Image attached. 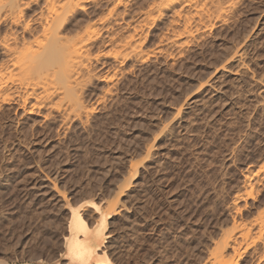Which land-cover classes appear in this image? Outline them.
Listing matches in <instances>:
<instances>
[{
	"label": "rangeland",
	"instance_id": "1",
	"mask_svg": "<svg viewBox=\"0 0 264 264\" xmlns=\"http://www.w3.org/2000/svg\"><path fill=\"white\" fill-rule=\"evenodd\" d=\"M133 1V14L109 24L117 40L129 33L139 40L140 61L133 39L130 46L117 42L123 49L117 40L93 48L81 76L91 82L82 79L78 91L82 106L93 110L85 129L74 117L62 122L56 109L45 117L50 105L37 106L35 98L16 101L14 92L13 102L0 100V264H75L66 250L71 208L91 227L104 220L98 247L114 264H205L233 221L253 223L264 212V184L252 173L264 162V0H222L224 21L208 0L207 9L222 19L210 24L213 11L199 8L208 30L204 22V30L192 25L200 0L196 9L194 0L163 12L157 6L154 13L163 15L147 26L143 15L153 0ZM106 5L96 13L108 12ZM173 10L180 17L171 18ZM190 11L195 19L186 21ZM171 19L197 32L180 34ZM123 44L135 49L127 50L132 58L123 59ZM248 175L253 197L243 185ZM117 194L110 211L106 203ZM262 236L257 252L242 246L231 259L264 264V229Z\"/></svg>",
	"mask_w": 264,
	"mask_h": 264
},
{
	"label": "bare ground",
	"instance_id": "2",
	"mask_svg": "<svg viewBox=\"0 0 264 264\" xmlns=\"http://www.w3.org/2000/svg\"><path fill=\"white\" fill-rule=\"evenodd\" d=\"M111 1L112 0H0V54L3 55V58L2 57L0 58V100L2 102H5L8 104L12 99L14 101V95L17 96V98H18L16 101H22V102L23 101L26 102L28 99L35 98L34 100H36L37 106H38V104L39 105H46V104L50 105L49 106L50 111H49V113H47L45 115V117L50 115V114H53L52 111L56 109V111L58 110V111L62 112L61 114H63V116L60 115V117H62V119L64 117V119L61 120L62 122H66L69 119L72 121V117H74L75 120L79 119L80 124L82 123V126L84 127L83 124L90 121V120L87 121V118H88V116H90V114H92L91 112H93V110L89 106L88 107L91 110L86 109L84 106H82L81 101H83L82 100L83 97H82L81 93H83V91H82L83 87L82 86L85 83L82 79L86 80L85 78H87L88 76H86L85 78H82L81 76L83 74V71H85V68L90 66V64L88 66L87 62L91 61L90 60L92 58L91 54L94 52V51L92 52V50L94 47L97 48L98 44L105 43V45H106L108 42L113 43L114 41L117 40L116 36L114 37V33H112L113 30L111 31L112 26L110 25L111 24L110 22H112V20H114L115 18L124 19V14H129V13L133 14L134 13L133 9H132L133 13L130 12L129 10H128L129 13H127V7L130 5L129 4L130 2L132 3V0H114L113 5L109 4ZM180 1L181 0H153L151 3L147 4L149 7L148 12H146L147 10L145 11L143 8L145 13H144V15L143 14L142 15L146 16V18H147V22H145V24L148 23V19L150 17L153 20L154 18L158 17V15L162 16L163 14L161 15V13L163 12V9L169 10L174 5L176 6ZM183 1H184L183 3L182 2H181V4L179 3L180 5L178 8L183 7V5H185L186 7L185 6L184 7L187 8V6L191 3L190 1H193V0H183ZM201 1H202L203 5L201 3V6L198 7V10L196 9L197 6H199V5L196 6V4L198 3L197 0H196L197 3L194 0V2H192L190 4V5H193V3L195 4V5H193V6H195V9H196L195 12L199 11V8H201L202 11L203 10L205 11L207 8H210L209 6H211V8L214 11L218 10V12H222L221 15L219 13L218 14L223 18V21L225 20L226 16L225 17H223V16L226 14V11H224L225 5H224V2L222 0H209V1H211V4L214 5V8L212 7V5L209 2H207L208 0H205L206 2L204 0H200V2ZM231 1H235V0H231ZM149 2H150V0H149ZM225 2H227V0H225ZM136 3H137V1H136ZM206 3H209L208 4L209 6H207ZM230 3L227 2L226 4H228V6H229L233 2L231 4ZM105 4H107V5L109 4L110 6L112 5L111 7H109V5H108V7H109L108 12L104 13V11H103V13L100 15L98 13H96L97 9L99 10ZM120 6H124L125 11L123 10V11L119 12L118 7H120ZM157 6H158V9H159V7L162 9L161 10L162 12H160V11L158 12V9H157V12L160 14H158L157 12L154 13V10H155V8H157ZM202 6H205V7L207 6V7H206V9H203L205 7H202ZM141 7H142V5H141ZM153 7H154V9H153ZM190 7L193 8L192 6H190ZM230 8H232V7H230ZM150 9H152V10H150ZM173 9L175 10V8H173ZM180 9H177V11H179ZM201 9H200V11H201ZM174 10L170 14V16L173 15V16H171V18H173V17L176 18L177 15L180 17V15L182 14V13H180L181 11L178 12V13H180V15L177 14V11H175V13L177 15L174 16V14H175ZM209 10L207 9L208 12H209ZM213 10H210V12ZM136 11H138V9ZM151 11H153V13H151ZM182 11H183V9H182ZM200 11L197 12L198 14L194 13L196 15H199V13H200V16L204 15L203 21H202V18L200 16L195 17V18H200V20L196 19L198 21V23L196 22V20H195L196 23L193 22L194 17L192 18L193 15L192 16L190 15L191 11L188 12V14L183 13V17H185V19H187V17H189V15H190V20L188 18V20H186V21H192L193 20L192 25H193V23H194V26H195V24H198V27H197V25L195 27L200 28L201 27L200 25L203 24V22L205 24L206 22L210 21L209 23L211 24V21L214 22L213 17L217 18L219 16L217 14V11L216 12L213 11L211 13L214 15L213 16H207L209 19H208V21H205V19L207 20L206 15L208 14V12L203 11L205 14L207 13L205 15V14H203V12L201 13ZM223 12H225L224 15H223ZM156 13H157V15L155 16ZM172 13H174V14H172ZM215 13H216V16H215ZM151 14H152V16H151ZM186 15H188V16H186ZM132 16H134V15H132ZM220 16L216 20L220 19ZM179 17H178L179 22H182V21H180ZM210 17H211V19H210ZM157 19L158 18H156L154 20L156 21ZM182 19L183 18H181V20ZM185 19H183V20H185ZM173 20L171 19L170 21L173 22L171 24H174V26H175L176 23H174V21L176 22L178 20H174V21ZM220 20H222V19H220ZM186 21H183V22H185L187 24ZM199 21L201 24H199ZM151 22L152 21H150V23ZM179 22H177V23H179ZM135 23L137 25H135V26L133 25L135 28L133 26H132V28H134L136 30V26H139V25H138L137 21ZM150 23H148V24H150ZM152 23H151V25H152ZM209 23H206V24H209ZM145 24L143 26L148 25V24H146V25ZM186 24H184V25L181 24L179 26L184 27ZM206 24L204 26L205 27L207 26L206 29L207 28L209 29V27L211 25L209 26ZM212 24L214 25L215 23H212ZM131 25H132V23H131ZM189 25H190V23L188 22V27L186 25L185 29H182V27H180L182 30L177 25V28H179V30H180V31L178 30L180 32V34L182 33V31H183V33L184 32L186 33V31L191 26V25L190 26ZM109 26H111V27H109ZM205 27H204V29H205ZM191 28L193 29V26ZM210 28L212 29V27H210ZM109 30L112 33V34L110 33L111 36L109 35ZM135 30H133V31H135ZM172 30H173V27H172ZM191 30H189L190 33H194L193 31L197 32L196 28H194L193 31H191ZM189 31L186 34L189 35L190 34ZM174 33H175L174 37L175 36L180 37V34H177V32H174ZM104 35H105L106 39L103 37ZM115 35H116V33H115ZM127 35L128 34H125V36H124L121 34L122 38L124 36V39L122 40V38H118V40L115 43H117V42H119L121 44L122 43H125V44L129 43L128 46L133 44L134 47L131 46L132 48H135V49L137 48V49L142 50V48H141L142 46L140 45L139 40L137 41V39L135 40V38H133L134 37L133 33H129V35L128 36ZM164 35H166V34H164ZM184 35L185 34H183L182 36H184ZM126 36L129 37V39ZM125 37L127 40H125ZM171 37H169V38H171ZM174 37H172V38L175 39V42H177V40H179V39L177 38V40H176V37L175 38ZM172 38H171V40H172ZM188 38H189V36H188ZM119 39H120V41L121 40L122 41L120 42ZM131 39L135 40V42H132V44H130ZM123 41H125V42H123ZM170 42L172 43L173 40ZM137 43L140 45V48L138 46H136ZM178 43H175V44L178 45ZM183 43H186L185 40ZM125 44H123V47L125 46ZM117 45H118V43H117ZM179 45H180V43H179ZM118 46L120 48V44ZM127 47L124 50H126V51L129 50L130 52L132 51V53L135 51V49H133L134 50L133 51L130 47H129V49ZM96 48H94V50ZM98 48H99V46H98ZM177 48H179V47H177ZM111 49H113L112 50L113 53H115L116 55H119L117 53H119L120 51H118L117 49H114V48H111ZM120 49H123L122 46ZM116 50L118 52H116ZM124 50H123L122 57L123 56H126V57H123V59L124 58L128 59V56H129V58H132L133 54H131L129 51H127L128 54L126 55L124 53L125 52ZM141 50H139V51L137 50L138 54L137 53L135 54L136 51L134 52L135 55H133V56H134L135 60L138 59L137 55H139L143 52V51L141 52ZM96 51H98V50L96 49ZM152 51H153V49H152ZM145 53H148V52L146 51ZM121 54L122 53H120V55ZM109 55L112 56L111 54H109ZM116 55H114V57ZM120 55L117 57H120ZM149 55L150 54H148V58H149ZM135 56H137L136 57L137 59L135 58ZM141 56L139 58H141ZM145 56H146V54H145ZM145 56H144V58H145ZM93 57H96V56H93ZM122 57H121V59H122ZM113 59H115V58H113ZM123 59L120 62H123ZM121 70H122V68H121ZM85 72H87V71H85ZM122 74H123V72H122ZM123 76H125V75H123ZM89 78L90 77H88L87 79H89ZM90 79H92V78H90ZM90 79L88 80V82L90 81ZM109 80H111V79H109ZM80 81H83L84 83H82ZM88 82L86 80V84ZM52 83H54L55 85H53ZM80 83H82L81 84L82 88L80 87ZM39 85L42 86L41 87L43 89L42 92L41 91L37 92V91H39V90H37ZM50 85L53 87V89L51 87V89L49 90ZM78 85L80 88L78 87ZM108 88H105V89H108ZM110 88H112V86ZM19 89H24V91L21 93V91ZM79 90L81 91V93L78 92ZM14 92L16 94H14ZM109 93H111V92H108L107 94H109ZM80 95H81V97H80ZM104 95H105V93H104ZM110 95H112V94H110ZM80 98H82V99H80ZM104 98H105V96H104ZM13 101H11V102H13ZM83 102H85V101H83ZM0 104H2V103H0ZM93 107H95V106L93 105ZM34 108H35V106H34ZM34 108L29 109L30 111H28V112L34 113L33 112ZM36 109H37V107H36ZM93 109H95V108H93ZM85 118H86V120L84 121ZM86 125H87V123H86ZM78 128H80V127L78 126ZM84 129H85V127H84ZM263 163L260 164L261 167H258V168H260L258 170V172H256L258 168L256 169V171L252 172V173H258L259 174L258 175L259 178L257 180L255 179L256 183L264 184V181H263L264 180V164ZM254 164H256V163H254ZM260 165H258V166H260ZM250 170H252V168ZM255 175H257V174H255ZM261 175H262V177H261ZM250 176L249 175L247 176V178L245 180L246 184L245 183L243 184V185H245L244 189L246 188L245 189L247 191L246 195L248 194V197L252 196L253 192L257 189L256 188L253 191V189H254L253 185L255 182L254 183L252 182L253 180H251ZM256 186H257V184H256ZM117 193H119V192H117ZM119 194L115 195L117 197L116 199L114 197H113L114 199L111 198L112 200L108 199L109 202L107 201V203H106L108 205H106L105 207L107 209H109L110 211H115L117 209L118 198H119L118 195ZM246 195H244V196H246ZM234 205L237 206V203H235ZM96 208L98 209L99 207H96ZM261 209H264V207ZM261 209H259V211H258L259 213L261 212L260 211ZM71 212H72V220L70 222L71 224H70L69 235L66 238V250H67V253L71 256V261L74 262L75 264H93V263H96V264H114L108 258L107 254H106L107 250L105 251L103 249V251H101L102 249H100L98 247L99 246L98 241L101 242L102 240L100 238H103V236H102V234H103L102 226L103 225H102L101 221H104V220L96 222V224L91 227V225L88 224L85 219H83V217H82V215L78 209L71 208ZM258 217L256 218V222L258 223V221H259V223H258L259 226L256 229H255V227H256L255 223L256 222H254V221H253V223H247L246 221H248V220H245L244 222H241V221L238 222L237 220L233 221V223L230 225V226H232V228L231 229L229 228L230 231L226 229L227 231L225 232V230H224V232H225L224 234H222V233L220 234L222 236V237H220V239H222V240L221 241L215 240L216 244H214V246L212 247L213 248L212 250L211 249L209 250L211 253H210V255H208L209 257L208 256L206 257L207 261L205 260L206 261L205 264H238L239 260L234 259L235 260L234 261L233 259H231V256L233 254H235V255L237 254L240 256L242 253L241 252L242 246L244 247V251L250 250L251 253L252 252L255 253L256 246H257L258 242L261 240V238L263 237L262 236V230L264 229V212H263V210ZM255 230H257V231H255ZM258 254L260 256V253H258ZM228 257H230V258H228ZM263 263H264V261H263Z\"/></svg>",
	"mask_w": 264,
	"mask_h": 264
}]
</instances>
